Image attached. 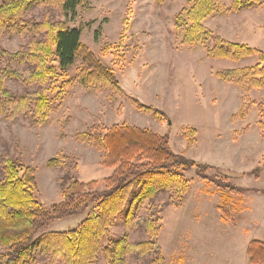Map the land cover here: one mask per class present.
Returning a JSON list of instances; mask_svg holds the SVG:
<instances>
[{"label": "rangeland", "instance_id": "1", "mask_svg": "<svg viewBox=\"0 0 264 264\" xmlns=\"http://www.w3.org/2000/svg\"><path fill=\"white\" fill-rule=\"evenodd\" d=\"M215 1V11L203 24L224 40L257 52L233 61L208 56L200 42L182 43L187 25L184 13L177 16L186 0H87V7L78 8L72 18L56 5L41 4L22 15L25 24L46 19L80 26L81 41L115 72L123 91L83 84L76 59L67 68L73 87L52 106L43 124L0 112V178L7 157L33 167L34 195L46 207L60 200L61 189L72 180H96L95 190L100 191L111 171L101 165L103 153L93 136L105 127L127 123L168 134L176 153L210 166L206 175H226L230 184L245 189L233 226L220 218L218 187L188 170L184 176L189 188L179 206L169 202L170 192H160L138 203L132 219L125 210L103 238L93 264H108L104 248L124 235L127 243L148 240L147 219L159 226L158 243L166 264H245L248 240H264V87L227 82L216 75L222 69L251 66L264 55V0H246L251 7L239 11L233 10L235 0ZM20 29L0 35V46L9 52L23 49L32 29ZM7 63L0 60V67ZM5 85L15 94L25 89L16 79ZM130 97L165 116L156 119L136 108ZM138 189L135 185L134 193ZM238 196L233 194L235 200ZM89 210L57 219L39 234L73 229ZM5 251L0 246V254ZM152 255L130 252L124 264H150ZM33 258L29 264L50 261L39 253Z\"/></svg>", "mask_w": 264, "mask_h": 264}, {"label": "trees", "instance_id": "2", "mask_svg": "<svg viewBox=\"0 0 264 264\" xmlns=\"http://www.w3.org/2000/svg\"><path fill=\"white\" fill-rule=\"evenodd\" d=\"M162 1V0H158ZM56 5L71 18L77 9L87 7V0H0V35L32 29L23 49L9 52L0 46V60L8 63L0 67V112L9 117L28 116L35 124H43L52 106L63 101L73 87L74 78L67 68L80 59L78 78L86 85L97 88L108 86L122 92L115 72L81 41V27H69L63 21L31 22L25 24L22 15L33 5ZM246 0H235L234 11L251 7ZM216 9L215 0H186L177 18L184 13L186 29L182 43L200 42L206 54L214 58L239 61L254 54L256 49L242 43H234L215 35L203 24V20ZM120 43H123L120 41ZM120 45V44H119ZM260 54L258 62L251 66L222 69L216 75L227 82L264 87V66ZM15 62L17 66L10 65ZM16 79L25 86L21 94L8 90L5 82ZM37 88L29 90V87ZM138 109L150 112L156 119L165 116L157 108L130 97ZM97 148L103 153L101 165L111 173L103 179V189L95 190L96 180L88 182L72 180L63 186L60 200L46 207L34 192L37 188L35 169L23 166L7 157L3 162L0 178V246L6 251L0 254V264H29L39 253L50 259L46 264H93L102 250V240L109 234L115 220L126 210L132 219L136 205L153 198L160 192H170L169 202L179 206L189 188L184 172L194 169L206 183H214L220 190L217 205L221 218L236 223V209L242 204L244 188L227 181V176L212 178L205 171L206 164L196 163L176 153L170 145L168 134H160L148 128L127 123L103 128L94 136ZM50 160L49 163H53ZM139 187L134 193V187ZM239 193L235 200L233 194ZM87 216L73 229L42 232L47 224L70 216ZM240 215V214H239ZM159 226L152 220L145 221L149 239L127 243L126 235L104 248L108 264H124V255L135 252L149 256L150 264H166L158 243ZM246 264H264V240H251L245 250Z\"/></svg>", "mask_w": 264, "mask_h": 264}, {"label": "crops", "instance_id": "3", "mask_svg": "<svg viewBox=\"0 0 264 264\" xmlns=\"http://www.w3.org/2000/svg\"><path fill=\"white\" fill-rule=\"evenodd\" d=\"M183 207V205L182 206H180V207H175V208H182ZM220 218H221V215H220ZM232 224V223H231ZM233 226H235L234 224H232ZM251 241V240H250ZM249 240H248V243L250 242ZM247 243V244H248ZM246 247H247V245L245 246V250H246ZM165 255V257H166V254H164ZM246 264V263H245Z\"/></svg>", "mask_w": 264, "mask_h": 264}]
</instances>
